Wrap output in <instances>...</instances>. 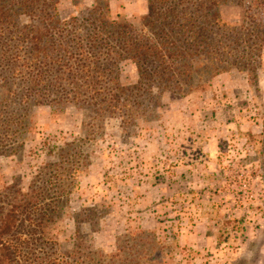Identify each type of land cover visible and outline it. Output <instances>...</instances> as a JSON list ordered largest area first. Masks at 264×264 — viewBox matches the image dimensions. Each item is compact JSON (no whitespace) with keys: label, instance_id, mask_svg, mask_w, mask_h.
Masks as SVG:
<instances>
[{"label":"rangeland","instance_id":"rangeland-1","mask_svg":"<svg viewBox=\"0 0 264 264\" xmlns=\"http://www.w3.org/2000/svg\"><path fill=\"white\" fill-rule=\"evenodd\" d=\"M109 1L115 20L140 26L149 14L147 0ZM252 1L232 0L222 9L224 21L249 28L243 15ZM95 2L59 0L60 18H83ZM261 54L251 71L234 67L188 96L164 94L156 113L131 128L115 118L98 128L84 125L89 120L80 109L51 107L46 99L20 105L29 86H12L16 81L0 67V85L9 83L12 91L5 101L0 90V120L10 112L27 113L22 131L15 133L16 125L7 134L0 128V206L22 205L7 189L29 193L44 165L56 161L48 154L50 146L83 140L82 150L89 154L67 207L61 208L57 189L49 186L44 196L52 198L47 199L51 221L43 232L17 239L11 260L0 245L1 264H93L88 250L111 257L120 246L131 250L136 239L145 242L142 233L152 235L156 245L155 256L146 253L142 264H264ZM138 80L135 65L123 63L121 84L129 87Z\"/></svg>","mask_w":264,"mask_h":264},{"label":"trees","instance_id":"trees-1","mask_svg":"<svg viewBox=\"0 0 264 264\" xmlns=\"http://www.w3.org/2000/svg\"><path fill=\"white\" fill-rule=\"evenodd\" d=\"M231 1L147 0L149 14L134 26L112 18L109 0H96L83 18L69 20L60 18L59 0H0V67L7 69L8 80L16 81L12 86H29L20 105L46 99L51 107L80 109L89 120L84 125L98 128L115 118L131 128L156 113L164 94L188 96L234 67L252 70L264 51V30L257 32L264 28V0L247 4L243 15L251 23L247 29L224 21L222 9ZM255 10L257 15H249ZM22 18L29 22L21 24ZM125 62L134 64L139 75L129 87L121 84ZM8 86L0 85L3 100L12 94ZM26 116L10 112L0 120V128L4 126L6 134L14 125L15 133L22 131ZM83 143L47 148L56 161L44 165L29 193L8 187L13 200L21 198L22 203L12 209L0 206V245L8 260L15 258L17 239L43 232L44 223L51 221L52 202L47 199L52 198L44 196L49 186L57 189L61 208L67 207L79 174L89 165ZM37 183L43 187L35 189ZM142 234L147 240L136 239L131 250L120 246L111 257L88 250V256L93 264H142L156 246L152 235ZM139 243L149 248L143 250Z\"/></svg>","mask_w":264,"mask_h":264},{"label":"flooded vegetation","instance_id":"flooded-vegetation-1","mask_svg":"<svg viewBox=\"0 0 264 264\" xmlns=\"http://www.w3.org/2000/svg\"><path fill=\"white\" fill-rule=\"evenodd\" d=\"M263 247L262 248H264V245H262ZM263 250V249H262Z\"/></svg>","mask_w":264,"mask_h":264}]
</instances>
